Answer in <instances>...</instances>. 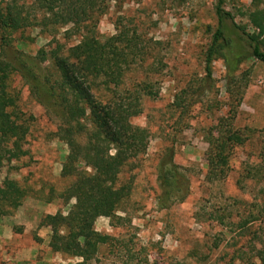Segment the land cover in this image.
Segmentation results:
<instances>
[{
  "label": "rangeland",
  "instance_id": "1",
  "mask_svg": "<svg viewBox=\"0 0 264 264\" xmlns=\"http://www.w3.org/2000/svg\"><path fill=\"white\" fill-rule=\"evenodd\" d=\"M255 1L257 6L252 0H224L222 7L236 26L256 33L247 17L264 9V0ZM6 3L23 13V6L28 7L31 1ZM215 3L125 0L120 6L111 3L96 26L99 40L112 36L120 21L142 38L161 43L158 74L151 76L158 81L156 97L143 99L141 114L130 119L132 126L146 130V151L130 160L118 177L130 186L123 206L128 220L111 227L107 219L99 218L93 226L99 234L129 241L127 247L135 252L141 249L148 264H246L253 256L248 232L235 237V224L249 212L251 202L264 198V174L263 180L246 175L251 167L264 166V67L250 58L238 65L232 74L236 84L230 88L243 87L237 107L226 93L227 70L222 60L211 63V80L204 79L203 56L216 27ZM62 32L37 27L0 30V61L13 67L6 80L7 92L14 97L11 112L27 127V135L17 147L25 155L13 160L10 152L0 154V189L5 181H13L24 192L19 208L0 217V264L79 261L49 250L50 226H44L42 220L56 212L65 215L74 203L73 199L66 202L63 196L73 178L60 177L67 148L56 135L61 115L45 79L51 82L55 77L48 62L36 58L40 50L46 52L56 44L66 49L77 42L76 38L65 39ZM230 38L232 54L247 53L233 35ZM140 77V71L128 74L120 91L133 92L134 81ZM97 94L110 96L101 90ZM176 95L183 101L182 108L170 107ZM231 108L236 109L231 127L244 141L233 147L226 177L212 182L207 178L205 137ZM168 149L171 164L182 180L178 195L182 199L170 200L159 208L156 179ZM116 215L123 217L121 212ZM256 230L254 227L251 232L259 236ZM103 256L106 249L102 247L98 257ZM237 256L240 262L235 261ZM95 264L107 262L100 258Z\"/></svg>",
  "mask_w": 264,
  "mask_h": 264
},
{
  "label": "trees",
  "instance_id": "2",
  "mask_svg": "<svg viewBox=\"0 0 264 264\" xmlns=\"http://www.w3.org/2000/svg\"><path fill=\"white\" fill-rule=\"evenodd\" d=\"M30 1L28 7L23 6L22 13L6 0H0V30L13 32L29 27L45 31L61 29L65 39H77L66 49L56 44L46 52L38 51L36 56L39 61L48 62L55 77L51 82L47 77L45 79L61 115L56 135L67 148L60 177L73 178L63 192L66 202L74 201L67 213L56 212L42 219L44 226H50L48 248L52 253L79 260L75 264H95L100 262V258L107 264H148L146 258L141 257V249L135 252L127 247L129 241L99 234L93 226L99 218L107 219L111 227L128 220L123 206L129 197L130 186L119 182L118 177L130 160L146 151L147 132L132 126L130 119L141 114L143 99L154 100L156 97L154 87L158 81L151 80V76L158 74L161 43L142 38L120 21L114 25L112 36L104 40L97 38L99 18L111 3L120 6L125 0ZM252 1L253 6L259 4ZM223 3L224 0H216L214 6L216 27L204 52L203 74L204 79L210 81L211 63L222 60L227 70L226 93L237 107L243 87L233 91L230 88L236 84L232 74L238 65L250 58L264 67V9L248 14V23L256 31L248 33L233 23L230 13L223 10ZM231 35L247 49V53H231ZM12 70L9 63L0 61V154L10 152L11 158L16 160L25 155L17 147L27 135V127L11 112L14 97L7 92L6 80ZM138 71L141 77L134 81L133 92L120 91L126 76ZM100 90L110 96L98 95ZM182 104V99L176 95L170 107L182 108ZM235 116L236 109H229L225 117L217 119L213 132L206 134L207 178L212 182L226 177L231 151L244 141L231 127ZM171 159L172 153L168 149L160 161L156 179L158 194L155 202L159 208H164L170 200L182 199L178 196L182 180L178 179ZM263 174L264 166L259 165L246 171L248 179L257 177L263 180ZM23 198L24 192L15 182L5 181L0 189V217L10 215ZM249 208L246 216L235 224V237L248 232L253 256L246 264H264V198L251 202ZM117 212H121L123 217L117 216ZM254 227L259 236L251 232ZM102 247L106 249V256L98 257ZM240 260L239 256L235 259Z\"/></svg>",
  "mask_w": 264,
  "mask_h": 264
},
{
  "label": "crops",
  "instance_id": "3",
  "mask_svg": "<svg viewBox=\"0 0 264 264\" xmlns=\"http://www.w3.org/2000/svg\"><path fill=\"white\" fill-rule=\"evenodd\" d=\"M18 208H19V207H18ZM18 208H17V209H18ZM0 223H1V222H0ZM25 232H26V231H25V230H23V233H25Z\"/></svg>",
  "mask_w": 264,
  "mask_h": 264
}]
</instances>
